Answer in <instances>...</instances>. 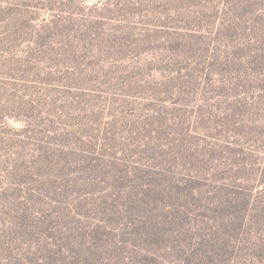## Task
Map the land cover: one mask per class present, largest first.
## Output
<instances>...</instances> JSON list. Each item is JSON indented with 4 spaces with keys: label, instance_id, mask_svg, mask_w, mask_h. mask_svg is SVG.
Instances as JSON below:
<instances>
[{
    "label": "rangeland",
    "instance_id": "374dc122",
    "mask_svg": "<svg viewBox=\"0 0 264 264\" xmlns=\"http://www.w3.org/2000/svg\"><path fill=\"white\" fill-rule=\"evenodd\" d=\"M23 10L29 12L18 25L24 21L40 33L12 52L0 44V225L13 219L16 209L29 207V214L38 207L27 192L45 188L40 181L57 175L70 150L94 145L96 154L103 150L129 164L150 163L146 154L139 157L141 141L152 148L162 143L165 150L183 135L181 140L197 149V143L210 147L229 137L215 121L222 122L231 96L224 98L207 80L219 71L214 48L220 49V40L246 48L251 23L258 38L264 0H7L0 4V28L15 25L7 15ZM236 15L245 32L232 28ZM53 31L58 38H49ZM184 42H197L205 52L186 56ZM13 67L17 78L11 81ZM191 69L203 77L197 83ZM188 159L175 167L193 169ZM122 168L100 165L99 171L120 174ZM39 173L45 177L33 181ZM79 183L66 182L65 196L94 189L89 180ZM2 230L8 238L9 230ZM11 252L21 258L17 249ZM2 254L0 264H13L9 251Z\"/></svg>",
    "mask_w": 264,
    "mask_h": 264
},
{
    "label": "trees",
    "instance_id": "16d2710c",
    "mask_svg": "<svg viewBox=\"0 0 264 264\" xmlns=\"http://www.w3.org/2000/svg\"><path fill=\"white\" fill-rule=\"evenodd\" d=\"M25 12L7 15L15 25L0 28V44L10 52L21 40H33L40 33L24 21L18 25ZM260 22L255 39L252 23L251 29L247 25L246 48L236 49L229 40H220V49L214 48L219 71L207 80L224 98L231 96L222 122L215 121L222 134L229 133L225 141L201 144L203 148L197 143L192 149L181 135L165 150L162 143L152 148L141 141L139 157L146 154L150 163L129 164L103 150L96 154L94 145L70 150L57 175L40 181L45 188L27 192L38 204L33 213L28 214L29 207L16 209L14 218L0 225V253L9 251L13 259L11 251L17 249L21 258H14L13 264H264V14ZM232 26L245 32L237 20ZM225 28L230 31V24ZM39 36L45 41V35ZM181 50L186 56L192 50L205 52L197 42H184ZM13 69L8 72L11 81L17 78ZM190 72L196 83L203 78ZM157 151L160 154L153 157ZM184 158L195 167L177 169ZM100 165L123 168L120 174L100 172ZM39 174L32 180L45 177ZM108 178L110 184L102 183ZM83 180L94 189L72 199L65 196L66 182L76 187ZM2 226L11 239H4Z\"/></svg>",
    "mask_w": 264,
    "mask_h": 264
}]
</instances>
